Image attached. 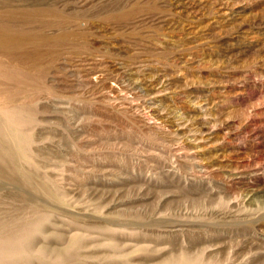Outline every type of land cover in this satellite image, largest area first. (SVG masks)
Returning a JSON list of instances; mask_svg holds the SVG:
<instances>
[{
    "label": "rangeland",
    "instance_id": "1",
    "mask_svg": "<svg viewBox=\"0 0 264 264\" xmlns=\"http://www.w3.org/2000/svg\"><path fill=\"white\" fill-rule=\"evenodd\" d=\"M116 1L59 0L86 36L4 128L0 264H264V0Z\"/></svg>",
    "mask_w": 264,
    "mask_h": 264
},
{
    "label": "bare ground",
    "instance_id": "2",
    "mask_svg": "<svg viewBox=\"0 0 264 264\" xmlns=\"http://www.w3.org/2000/svg\"><path fill=\"white\" fill-rule=\"evenodd\" d=\"M116 3H120L119 0ZM61 5L59 0H0V173L2 174L8 172V168L3 163L12 155V151L6 147L4 128H10V134H14L16 139H29L28 134L26 135V132L18 127H32L37 122L34 106L38 98L37 91L45 78L52 74L51 68L56 58L76 46H82L83 37L86 36L84 34L82 37V33L85 32L80 30L82 12L68 13L61 8ZM24 94L29 100L17 103L16 98ZM151 115L146 113L144 117L150 121ZM10 134L7 136L9 137ZM11 137L13 141V136ZM15 148L17 149V146Z\"/></svg>",
    "mask_w": 264,
    "mask_h": 264
}]
</instances>
